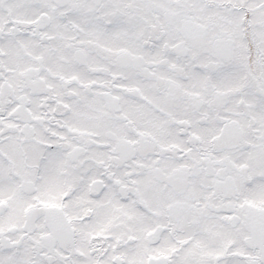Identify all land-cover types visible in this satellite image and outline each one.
<instances>
[{
	"label": "snow or ice",
	"instance_id": "snow-or-ice-1",
	"mask_svg": "<svg viewBox=\"0 0 264 264\" xmlns=\"http://www.w3.org/2000/svg\"><path fill=\"white\" fill-rule=\"evenodd\" d=\"M0 264H264V0H0Z\"/></svg>",
	"mask_w": 264,
	"mask_h": 264
}]
</instances>
